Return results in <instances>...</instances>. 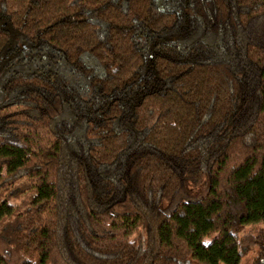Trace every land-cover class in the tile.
Returning <instances> with one entry per match:
<instances>
[{"label":"trees","instance_id":"1","mask_svg":"<svg viewBox=\"0 0 264 264\" xmlns=\"http://www.w3.org/2000/svg\"><path fill=\"white\" fill-rule=\"evenodd\" d=\"M251 251L264 264V0H0V264Z\"/></svg>","mask_w":264,"mask_h":264},{"label":"rangeland","instance_id":"2","mask_svg":"<svg viewBox=\"0 0 264 264\" xmlns=\"http://www.w3.org/2000/svg\"><path fill=\"white\" fill-rule=\"evenodd\" d=\"M189 185V184H188ZM204 190L205 188L204 187H199V188H195L193 189L190 185L187 187L186 190H180L178 194H187V195H190V196H193V197H197V196H200L204 193ZM178 201V197L174 198L172 200V202L168 203L167 206L170 207L172 205H174L176 202ZM248 228L245 229V231L247 230ZM253 252L254 251H251V252H248L241 260V262L239 264H245L249 259L250 257L253 255Z\"/></svg>","mask_w":264,"mask_h":264}]
</instances>
